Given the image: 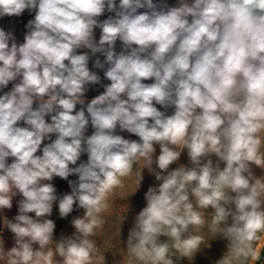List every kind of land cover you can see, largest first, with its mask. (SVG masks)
I'll list each match as a JSON object with an SVG mask.
<instances>
[{"label": "clouds", "instance_id": "clouds-1", "mask_svg": "<svg viewBox=\"0 0 264 264\" xmlns=\"http://www.w3.org/2000/svg\"><path fill=\"white\" fill-rule=\"evenodd\" d=\"M25 10L35 16L23 43L0 29V90L15 82L0 95V213L20 197L18 214L2 217L14 244L5 249L0 236V260L105 264L97 231L107 226L110 199H119L116 191L143 159L137 189L145 168L160 183L145 193L119 264H178L202 245L210 248L209 236L227 242L215 264H258L264 176L253 166L264 171V0H179L175 7L153 0H0V17ZM105 11L115 16L101 22ZM79 49L105 57L110 83L77 111L86 86L100 83L88 52ZM95 67H104L99 58ZM89 124L94 131L86 136ZM185 149L191 167L169 170ZM85 153L87 162L77 166ZM71 175L78 177L69 181L71 192L58 196L51 181ZM54 205L60 218L74 205L84 210L71 221V236L54 239ZM127 211L118 217L120 236Z\"/></svg>", "mask_w": 264, "mask_h": 264}, {"label": "crops", "instance_id": "crops-1", "mask_svg": "<svg viewBox=\"0 0 264 264\" xmlns=\"http://www.w3.org/2000/svg\"><path fill=\"white\" fill-rule=\"evenodd\" d=\"M109 83L110 81H108L105 77H100V83L90 84L86 86L87 90L83 98L89 100L95 98L97 95L103 93L104 86L108 85ZM94 94L97 95L95 96ZM46 120H48L49 122V117H47ZM42 147L43 144L41 148ZM154 147L156 148L155 155H159V146L155 145ZM262 151H264V145H262ZM38 154H42V151L38 152ZM212 159L215 162L216 158L214 156L212 157ZM9 162H11V158H9ZM82 162H87L86 153L81 155L80 160L77 162V166ZM144 163V160L141 159L139 161V164L135 168L133 175L125 181V187L116 191L114 198L119 199H116L115 203H111L110 199V208L108 210V213L106 214L107 226L103 231H97L96 239L99 245V255H103L105 253V264H119L121 258H124L126 260L123 249L126 248L127 236L130 229L134 226L135 217L142 210V208L146 206L145 193L147 192L149 187H158L160 183L155 179V175L153 173H150L148 169L145 168L142 172L143 179L141 181L140 187L137 189L136 176L143 167ZM181 165L191 167L186 149L182 152L179 160L170 166L169 170H173ZM223 166L224 165L221 163V168H223ZM153 168L156 171H159L156 168L155 164L153 165ZM253 172L257 177L264 176V171L256 166H253ZM19 199V196L15 197L13 199L12 209L10 211L4 210V212L0 213V215H17ZM127 206L128 211L125 213L126 219L121 226L120 236L118 233V217L125 211ZM83 212V209H79L78 212L74 214L75 216L73 218L82 216ZM52 215H59L57 209H53ZM73 218L68 221L67 224L57 232V234L54 235V239L59 240L61 237L71 236L74 233L75 229L71 224ZM0 236H2L3 238V235ZM162 239L165 238L162 237ZM180 262H184V259L178 261V263ZM93 264H101V261L99 259H96L93 261Z\"/></svg>", "mask_w": 264, "mask_h": 264}, {"label": "rangeland", "instance_id": "rangeland-1", "mask_svg": "<svg viewBox=\"0 0 264 264\" xmlns=\"http://www.w3.org/2000/svg\"><path fill=\"white\" fill-rule=\"evenodd\" d=\"M189 3H191V0H189ZM34 16L35 10H25L19 16H2L0 17V29H3L6 33H11L15 39V42L19 45L24 42V37L30 30L28 28V23L34 19ZM11 42L12 41H10V44ZM13 83L15 82H10L7 88L0 90V95L10 91ZM94 95L96 96L97 94ZM36 106L37 105L34 104V108ZM3 216H7V218L11 220L15 215H1V217ZM0 235H3L5 249H10L14 244L13 234L10 233L6 228L2 227ZM208 242L211 245L210 248H204L205 246L202 245V251L196 253L195 256L190 259H184V262H180L178 264H215V262L219 260L227 251V242L220 237H217L213 240V237L211 236L208 237ZM255 250L257 252L264 250V234L260 236ZM262 258H264V256H262ZM0 264H4V262L0 260Z\"/></svg>", "mask_w": 264, "mask_h": 264}, {"label": "trees", "instance_id": "trees-1", "mask_svg": "<svg viewBox=\"0 0 264 264\" xmlns=\"http://www.w3.org/2000/svg\"><path fill=\"white\" fill-rule=\"evenodd\" d=\"M153 2L155 4L159 6H168V7H175V6H179V0H153ZM119 4V0H117V5ZM138 11H145V9H140ZM110 16L114 17L115 13H110L105 11V13L99 17V20L102 22L103 20L109 18ZM101 35V30L99 28L94 29V38L98 41L99 37ZM115 50L117 53H119L122 50V43L120 41L116 42L115 45ZM84 52H88L89 54V64L88 67L91 71L95 72L99 77H104V72L107 70L108 65L104 63L105 61V57L101 54V53H96L95 55H93L89 50L87 49H79L78 50V54H83ZM99 58L101 63L104 64L103 68H97L95 67V60ZM153 81L149 80V81H145V83H152ZM85 100V104L83 106L81 105H77L76 110L79 111L81 107H84L86 109V105L87 103H89L91 100L83 98ZM157 108L161 111H164L166 113V115H171L174 112V108L173 107H169L167 109L157 105ZM49 122H50V116H49ZM20 126H26L23 124V122H20ZM94 129L91 127V125L89 124V127L85 133L86 136L91 135L93 133ZM117 134L122 135L124 138L126 139H130V140H137L139 141V137L128 133L127 131H123L121 132L119 130V128H117ZM52 139H55V135H52ZM49 140H45L44 143H49ZM78 179L77 176L75 175H71L68 177V180H63L59 177H54L53 180L51 181V183L54 184V186L56 187L57 190V195L58 196H62L65 193H70L71 192V187L69 185V181H73L75 182ZM53 209H57L58 211V206L54 205ZM80 208H78L77 206L74 205V211L72 213L69 214V216L67 218H60L59 215H51V217H49L50 219H53L56 223V229H55V234H57V232L62 229L68 221H70L78 212ZM59 213V212H58ZM2 217L0 215V233L2 231Z\"/></svg>", "mask_w": 264, "mask_h": 264}, {"label": "built area", "instance_id": "built-area-1", "mask_svg": "<svg viewBox=\"0 0 264 264\" xmlns=\"http://www.w3.org/2000/svg\"><path fill=\"white\" fill-rule=\"evenodd\" d=\"M258 264H264V258H262V259L258 262Z\"/></svg>", "mask_w": 264, "mask_h": 264}]
</instances>
